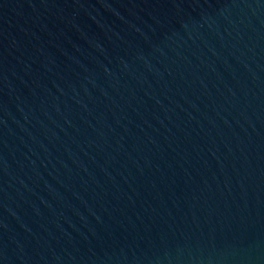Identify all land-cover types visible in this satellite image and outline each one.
Segmentation results:
<instances>
[{
	"label": "water",
	"instance_id": "water-1",
	"mask_svg": "<svg viewBox=\"0 0 264 264\" xmlns=\"http://www.w3.org/2000/svg\"><path fill=\"white\" fill-rule=\"evenodd\" d=\"M0 264H264V0H0Z\"/></svg>",
	"mask_w": 264,
	"mask_h": 264
}]
</instances>
